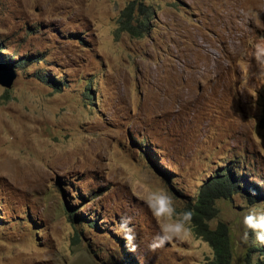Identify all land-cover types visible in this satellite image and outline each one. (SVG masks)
<instances>
[{
	"label": "rangeland",
	"instance_id": "374dc122",
	"mask_svg": "<svg viewBox=\"0 0 264 264\" xmlns=\"http://www.w3.org/2000/svg\"><path fill=\"white\" fill-rule=\"evenodd\" d=\"M127 1L0 0V55L20 61L0 85V264H210L188 225L150 251L163 221L144 201L162 190L180 212L225 167L262 193L217 199L209 224H226L230 264H264L242 239L243 217L264 211V80L250 67L264 0H139L153 15L138 37L114 34Z\"/></svg>",
	"mask_w": 264,
	"mask_h": 264
},
{
	"label": "trees",
	"instance_id": "16d2710c",
	"mask_svg": "<svg viewBox=\"0 0 264 264\" xmlns=\"http://www.w3.org/2000/svg\"><path fill=\"white\" fill-rule=\"evenodd\" d=\"M152 15L153 9L150 5L139 0H129L117 14L114 34L126 33L131 37L141 36L148 31L149 20ZM2 57L11 61L12 67L20 64V61L13 63L7 56L2 55ZM35 76L38 80L51 84L54 90H60L61 84L50 75L37 74ZM260 126L264 127V109L260 118ZM240 177L227 167L220 169L200 186L195 197L190 202H186L181 209V211H190L191 213L190 218H188V226L192 233L211 247L213 258L210 260V264H230L232 257L226 224L222 221H218L213 227L209 224V221L215 217L218 211L215 201L230 198L232 194L237 192L245 193L247 190L252 193L251 195L248 194L250 197L258 196L261 192L256 186ZM77 215L72 212L69 214V218L81 219V216L78 217Z\"/></svg>",
	"mask_w": 264,
	"mask_h": 264
},
{
	"label": "clouds",
	"instance_id": "9594fccd",
	"mask_svg": "<svg viewBox=\"0 0 264 264\" xmlns=\"http://www.w3.org/2000/svg\"><path fill=\"white\" fill-rule=\"evenodd\" d=\"M250 67L252 69V78L264 80V45L254 46L250 58ZM154 219L163 221L159 224V231L152 238L148 249L155 252L164 247L173 239L180 238L188 225L190 211L178 212L174 207L172 197L166 192L160 190L152 194V198L144 201ZM132 218L122 216L117 228L118 234L126 242L129 251L136 250V232L135 228L130 226ZM244 232L242 239L247 242L250 236H254L255 242L264 245V211L257 212L254 209L243 217L242 220Z\"/></svg>",
	"mask_w": 264,
	"mask_h": 264
},
{
	"label": "water",
	"instance_id": "95a60500",
	"mask_svg": "<svg viewBox=\"0 0 264 264\" xmlns=\"http://www.w3.org/2000/svg\"><path fill=\"white\" fill-rule=\"evenodd\" d=\"M12 62L0 55V85L8 88L15 76Z\"/></svg>",
	"mask_w": 264,
	"mask_h": 264
}]
</instances>
